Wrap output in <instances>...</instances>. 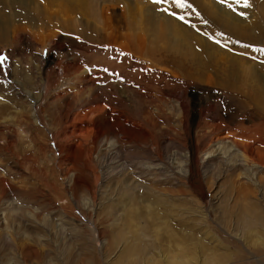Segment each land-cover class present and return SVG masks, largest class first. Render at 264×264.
<instances>
[{
    "label": "rangeland",
    "instance_id": "1",
    "mask_svg": "<svg viewBox=\"0 0 264 264\" xmlns=\"http://www.w3.org/2000/svg\"><path fill=\"white\" fill-rule=\"evenodd\" d=\"M78 1L70 13L60 0H0V264H73L77 257L104 264L112 222L128 198L156 208L177 237L186 245L196 239L206 255L240 250L239 238L220 230L239 233L225 215L246 203L224 195L227 178H219L216 155L229 140L264 141V126L256 128L264 124V59L253 53L264 56V19L260 41L242 42L198 30L204 21L190 14L187 0L183 7L127 0L140 4L142 17L95 0L107 23L98 26L102 35L84 36L54 22L85 21ZM216 2L233 23L264 11V0ZM177 28L191 29L197 41L183 42ZM205 40L209 58L186 56L189 46L207 49ZM146 44L155 52H144ZM199 207L212 210L214 223H196ZM239 237L249 245L245 233ZM196 254L200 264L204 255Z\"/></svg>",
    "mask_w": 264,
    "mask_h": 264
},
{
    "label": "bare ground",
    "instance_id": "2",
    "mask_svg": "<svg viewBox=\"0 0 264 264\" xmlns=\"http://www.w3.org/2000/svg\"><path fill=\"white\" fill-rule=\"evenodd\" d=\"M60 1L63 2V7L66 8L65 9L66 12H70V13L77 12L78 7L76 8V6L78 5H76L75 0H60ZM94 1L95 0H79L77 2L79 4V9H81L84 13L83 16L86 18L85 21H81V19L79 18L78 19L80 21H77L75 17L74 18L76 20L74 18L72 19L71 17L62 19L59 16L58 22L56 20L54 22L58 24L64 23L68 26L72 25L73 28H71V30H75V32L77 33L84 30L86 31L84 36H87L91 32H96L102 35L103 33H101L102 31H100L101 29H99L98 26L99 25L102 26V24L106 22V20L105 22L102 21V17H103L102 15L103 13H105L103 12L104 10H102L103 8L108 9V10L109 9L114 10L113 6L114 4H116L118 6H121V8L123 9L124 12L122 14H127V12H130L131 10H135L137 12L136 13L137 15H139L140 17L143 16L144 10L141 7L140 8L138 7L140 5L138 4L139 0H138V3L135 4L134 8L128 4L127 0L125 1L123 0H102L103 3L107 4L110 2V4L108 5L104 4L105 6L102 4L103 8L101 7V10H97V8L95 9V5L96 4L98 5V2L97 3L95 2V5H94ZM187 1H188L189 8H190L189 9L190 14L195 15L197 18L200 16L199 18L202 19L200 23L204 21L203 26H199L200 29L198 30H201L204 32L208 28L210 29L212 35H214L217 38L220 36L221 33H225L226 36L230 35L231 37H235V38L237 37V40H240L242 42H245V41L246 42L247 41L248 42L258 41L259 42L260 41L261 34H262L261 27H262V23L264 19V14L260 12L262 10L261 8H260L261 10L260 11L258 10V12L254 10L256 13L250 14L249 16H247L248 19L245 20L243 23H236V22L233 23L232 21L227 19V16H226L227 14L223 10H221V8L219 7L215 8V4L217 6V3H218L216 1L218 0H187ZM111 3L113 4V6L111 5ZM51 16L52 14H50V17ZM125 16L127 17V15ZM118 23L120 22L118 21ZM127 23L129 22L127 21ZM133 23H135L134 28H130L129 24L128 26H129V29H132L134 32L138 28V23L136 22V19L135 21L133 20L132 22H130V24H133ZM78 24H81L78 27H82L80 28L79 31L77 30L78 28L76 26ZM175 24L176 23H173V25ZM172 31L174 34L175 29H173ZM193 33L194 32H192L191 29L187 33L186 31L185 32L179 31V29L177 28L175 35L176 36L178 35V37L183 39V42L187 41V43L190 44V42L197 41ZM128 36H129L128 38H131V43H129V46H131V49H134V47H136V46L133 47V40L135 36H132L130 34ZM161 37L162 36H160V34L158 35L156 34L157 40L158 38L159 40L160 39L162 40L164 36L162 38ZM129 40L130 39H128V41ZM205 43H206L205 47L207 49H205L203 52L201 51L198 52L197 49H194L192 46L188 45L189 48H188V51H186L187 54L186 53L184 54H186V56L188 57L190 55L191 56L197 55L198 58H195V59H199V57H202V56H206L207 58H209V55H210L209 51H210L211 45L206 40H205ZM146 45H148L149 47V45L151 46L152 44H146ZM140 47H143L142 44ZM151 47L150 48L145 47L146 49L144 50V52L148 53V52L153 51L154 53L155 49ZM140 49L141 48H139L138 50ZM143 49H141V51H143ZM253 53L256 56L263 57L264 59V56L260 55L258 52H253ZM60 68L63 69V67L61 66ZM73 70H74V67H73ZM65 71L63 72V74H65ZM75 71L77 70H74L72 72H75ZM83 75H81V77ZM77 79H79V76ZM81 80L84 82L85 77L82 78ZM82 81H80V83ZM60 86H62V84H60ZM69 90L70 88L68 89V91ZM46 92L47 91L45 89L44 94ZM263 126L264 124L262 125L260 124L256 128L258 129ZM247 137L250 138V141L248 142L244 141V143L238 142V141H232V140L225 142L224 145H222L219 148V149H222V148L224 149L219 150V152L216 155L219 160V164H220L219 178L221 179L227 178L226 182L228 185L227 186L228 189H223L225 190L224 195L228 197V200H230L231 197L234 196L235 198L237 197L238 200L241 199L242 201L246 203L243 205L244 209L241 212H237L235 216H232V215L229 216V214L225 215L227 219H229L230 221H232L238 226V229H241L239 230L240 234L237 232H231L230 230H227V228L225 227L223 228L224 230H220L222 234H225L228 238L232 239L231 241H233L235 237L239 238L238 241L241 244L240 250L235 249L236 252H233L230 254H224V255H221V254L216 255L215 252L210 253L211 255H206L207 250L204 252L203 251L204 247L196 239L194 240L193 238H190L191 243L189 245H186V242L182 241V239L177 237L174 234L173 223L167 220L166 217H164L162 214L160 215L159 213H157L156 208H154L155 209L154 211H151L150 210L151 206L147 205L146 203H145V206L141 208L139 207L136 201L128 198L127 202L123 204L124 205L123 213L120 215V217H116L115 220L112 222V226L117 227V228L114 229L112 233H110V236H108L111 240L110 242H108L106 251L103 253L106 259L104 264H198V257L196 253L204 255V258L199 257V261L201 260L202 264H264V212L261 210V208L258 209V205L262 207V209H264V141H261L255 138L253 139V136H247ZM110 140L108 141L109 144L107 143L108 145H111L110 143L113 144V141H116L115 139H113V141L110 142ZM103 144H106L105 138H104V141L102 140V142L100 143L102 147H103ZM239 171H240L239 174H235L236 172H239ZM208 184L209 183H207V185ZM200 189H202V187ZM205 189L203 188V190ZM207 189L210 190L209 191L210 195L214 199L218 200L219 205H220L219 202H221V204L224 203L225 206L228 205L225 202V200H222L223 195L220 193H216L213 187L207 186ZM209 193H207V195H209ZM167 205H169V207L171 208L173 206V204H169V203L164 204V207L166 209H167ZM198 206L199 205H197V207ZM227 207H230V205H228ZM250 207H255L254 208L255 210L254 211L253 209L250 210ZM204 209L203 207L201 208L199 207L198 209L199 211L197 210H194L195 212L192 211L193 213H197V215H195L197 216L196 223H199V224L201 223L204 225H209L210 221L214 223V221L210 218V213L212 212V210L209 213L205 211L207 209L205 210ZM257 209L259 210V212L256 211ZM226 218L222 217L224 221H226ZM209 230L210 229L207 228L206 232L209 233ZM104 233H102V236L105 235ZM242 233H245L246 236L250 238L249 245L245 241L244 238L239 237L241 236ZM219 243H221L220 240H219ZM156 249L160 250L159 254L155 252ZM112 250H114V253L116 251V253L113 254L114 255L113 257L111 256L112 255L111 253H113ZM72 261H73L72 262L73 264H83V259L81 257L73 258ZM87 262L89 264V260H87Z\"/></svg>",
    "mask_w": 264,
    "mask_h": 264
},
{
    "label": "snow or ice",
    "instance_id": "3",
    "mask_svg": "<svg viewBox=\"0 0 264 264\" xmlns=\"http://www.w3.org/2000/svg\"><path fill=\"white\" fill-rule=\"evenodd\" d=\"M154 2L160 3L163 2V0H154ZM175 3L181 7L184 6V0H175ZM243 3L245 6H248V0H243Z\"/></svg>",
    "mask_w": 264,
    "mask_h": 264
}]
</instances>
